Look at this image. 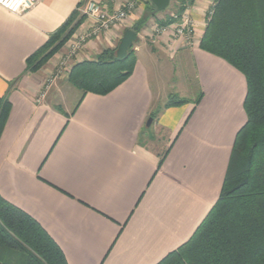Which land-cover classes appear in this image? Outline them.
I'll return each mask as SVG.
<instances>
[{"label":"crops","instance_id":"0c3cea01","mask_svg":"<svg viewBox=\"0 0 264 264\" xmlns=\"http://www.w3.org/2000/svg\"><path fill=\"white\" fill-rule=\"evenodd\" d=\"M83 1L35 0L19 16L0 7V98L10 104L0 135V197L35 220L67 264H157L192 236L218 198L246 119L245 80L198 48L215 0H193L187 6L191 43L163 37L148 46L146 33L157 25L149 19L132 44L133 72L117 88L83 95L60 77L37 102L68 42L90 32L93 21L84 17L38 71H27V59ZM97 1L108 12L118 6V0ZM148 1L115 30L89 37L76 63L93 61L105 49L117 55ZM158 54L190 56L201 94L197 105L155 106L148 62ZM149 118L167 135L166 153L144 134Z\"/></svg>","mask_w":264,"mask_h":264},{"label":"trees","instance_id":"16d2710c","mask_svg":"<svg viewBox=\"0 0 264 264\" xmlns=\"http://www.w3.org/2000/svg\"><path fill=\"white\" fill-rule=\"evenodd\" d=\"M179 18L193 0H178ZM82 3L78 4L80 8ZM143 18L122 37L118 54L105 49L93 61L75 63L67 82L104 96L126 81L136 57L132 44L157 12L146 3ZM84 16L75 10L34 55L27 71H38L70 38ZM176 20L156 19L159 27ZM198 48L225 61L245 80V122L232 144L218 198L192 236L157 264H264V0H215ZM195 100L170 95L166 108ZM10 104L0 98V135ZM0 264H67L48 234L29 215L0 197Z\"/></svg>","mask_w":264,"mask_h":264},{"label":"built area","instance_id":"2783aa9c","mask_svg":"<svg viewBox=\"0 0 264 264\" xmlns=\"http://www.w3.org/2000/svg\"><path fill=\"white\" fill-rule=\"evenodd\" d=\"M144 0H118L116 9L112 12L104 10L97 0H86L82 8H78L81 16L90 18L93 21V26L90 32L83 33L68 43V52L55 69V74H52L43 85V90L37 98V102L44 98L45 91H47L57 77L68 76V68L66 66L71 62L76 63L79 53L82 51L89 37L98 36L101 33L113 31L117 26L124 22L128 14L136 8L139 2ZM35 5V0H0V7L19 16L24 12L30 10ZM214 3L207 10L206 18L211 15V10ZM173 23L159 27L154 25L148 33L147 39L151 42L158 41L160 38L167 37L181 41L184 43H191L194 39V23L190 18L187 6L181 16L177 18L175 14H170Z\"/></svg>","mask_w":264,"mask_h":264},{"label":"rangeland","instance_id":"374dc122","mask_svg":"<svg viewBox=\"0 0 264 264\" xmlns=\"http://www.w3.org/2000/svg\"><path fill=\"white\" fill-rule=\"evenodd\" d=\"M85 1L86 0L82 2L80 8H82V6L85 4ZM178 4V0H170L168 8L163 12L155 14V16H151L150 21L155 22L156 19L163 20L165 17L170 16V14H174ZM149 41L150 39L145 42L148 46L156 45L154 43H150ZM72 66L73 65H71V67L69 68V72ZM148 66L152 69V87L157 95V102L155 106L159 103V108H164V105L168 101V98L171 94L176 95L178 98L182 97L184 99H189L190 101L196 99L198 91L195 68L188 54L179 55L178 57H175V59L170 58L168 54H158L155 55L153 62H148ZM49 77H47L45 80L47 81ZM65 80H67V78ZM59 82L60 77H57L55 82L50 85L49 89L51 87L57 88ZM49 89L46 92H48ZM74 101L75 98L72 97L70 105L73 104ZM156 115L158 117L157 112ZM144 134L147 138L154 139L156 141V146L164 153H166L165 147L167 135H165L164 133L160 134V132L156 130L155 124H150L148 127L146 126V128L144 129Z\"/></svg>","mask_w":264,"mask_h":264},{"label":"water","instance_id":"95a60500","mask_svg":"<svg viewBox=\"0 0 264 264\" xmlns=\"http://www.w3.org/2000/svg\"><path fill=\"white\" fill-rule=\"evenodd\" d=\"M149 1L153 5L157 13L165 11L168 8L169 3H170V0H149ZM151 121L152 119L149 118L146 123L147 127L151 124Z\"/></svg>","mask_w":264,"mask_h":264}]
</instances>
